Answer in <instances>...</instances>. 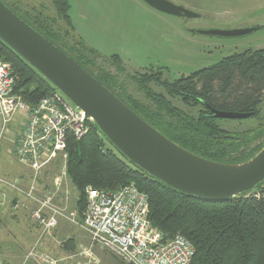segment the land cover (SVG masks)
Segmentation results:
<instances>
[{
    "label": "trees",
    "instance_id": "trees-1",
    "mask_svg": "<svg viewBox=\"0 0 264 264\" xmlns=\"http://www.w3.org/2000/svg\"><path fill=\"white\" fill-rule=\"evenodd\" d=\"M12 12L72 58L102 85L115 94L146 123L184 150L207 160L237 164L253 157L264 141L253 148L248 143L264 136V117L255 131L231 134L221 128L207 108L236 113L260 115L264 94V48L246 50L221 59L188 77L162 80L161 70L127 75L144 94L147 103L135 99L126 90L117 74L125 70L117 55L110 57L115 74L99 67V54L93 49L68 45L51 27L52 19L40 13ZM57 17L68 27L69 4L51 0ZM69 34V33H67ZM0 62L10 64L18 75L15 93L33 105L46 96L52 87L20 57L0 41ZM155 83L168 96L153 91ZM178 100L195 110L191 116L174 106ZM107 144L109 146H107ZM99 132L94 124L79 141L67 144L66 172L78 200L76 208L85 207L84 189H116L134 184L145 193L149 202V221L167 238L179 233L190 241L194 256L190 264H264V182L250 193L224 200L207 201L177 192L144 173L124 158ZM68 240L62 247L72 251L75 244ZM120 264H123L120 262Z\"/></svg>",
    "mask_w": 264,
    "mask_h": 264
},
{
    "label": "rangeland",
    "instance_id": "rangeland-1",
    "mask_svg": "<svg viewBox=\"0 0 264 264\" xmlns=\"http://www.w3.org/2000/svg\"><path fill=\"white\" fill-rule=\"evenodd\" d=\"M3 1L17 14L21 13L14 5L21 12L40 13L41 18L52 19L54 22L50 23L51 27L59 32L65 43L77 47L81 44L96 51L99 54L96 62L103 70L116 75L110 57L119 56L126 71L125 74H117L119 80L124 82L129 94L145 103L147 100L144 94L127 75L161 70L162 80L173 81L212 66L233 54L264 48V0H168L198 14L194 19L160 13L141 0H66L69 4L70 27L57 17L51 0ZM252 27L258 29L241 38H218L191 33V30ZM149 87L168 98L165 91L155 83L149 84ZM169 100L185 113L196 116L195 110L185 107L178 100ZM259 110L260 115L257 118L219 120L217 123L231 134L253 132L264 117V94ZM262 141L264 136L247 146L253 148ZM59 168L60 164L43 175L41 185L45 191L52 187L53 174ZM29 174L13 157L11 145L3 142L0 148V177L12 179L20 175L25 179ZM70 187L71 196L76 198L74 186L71 184ZM72 206L76 207V203L72 202ZM0 211V262L6 253L14 264L16 261L17 264L121 262L110 251L93 242L78 225L59 221L55 229L42 234L29 214L13 213L7 207ZM70 239L75 248L65 251L62 245ZM59 256L67 259H60Z\"/></svg>",
    "mask_w": 264,
    "mask_h": 264
},
{
    "label": "built area",
    "instance_id": "built-area-1",
    "mask_svg": "<svg viewBox=\"0 0 264 264\" xmlns=\"http://www.w3.org/2000/svg\"><path fill=\"white\" fill-rule=\"evenodd\" d=\"M18 79L10 64L0 62V148L8 142L17 163L30 174L25 179L0 177V207L29 214L42 234L59 221L78 225L123 264H190V241L179 233L167 238L152 227L148 197L134 184L113 190L88 186L84 209L72 206L78 198L71 196L66 172L67 144L81 140L93 123L53 88L29 105L15 93ZM59 164L45 191L43 175Z\"/></svg>",
    "mask_w": 264,
    "mask_h": 264
},
{
    "label": "water",
    "instance_id": "water-1",
    "mask_svg": "<svg viewBox=\"0 0 264 264\" xmlns=\"http://www.w3.org/2000/svg\"><path fill=\"white\" fill-rule=\"evenodd\" d=\"M141 1L173 17H198L168 0ZM257 29L191 30V33L241 38ZM0 41L83 112L128 162L171 189L207 201H224L250 193L264 182V146L253 157L237 164L207 160L184 150L146 123L1 0ZM209 109L215 119L241 120L252 114Z\"/></svg>",
    "mask_w": 264,
    "mask_h": 264
},
{
    "label": "crops",
    "instance_id": "crops-1",
    "mask_svg": "<svg viewBox=\"0 0 264 264\" xmlns=\"http://www.w3.org/2000/svg\"><path fill=\"white\" fill-rule=\"evenodd\" d=\"M23 175V174H22ZM21 175V176H22ZM19 177H20V175H19ZM14 178H16V177H14ZM6 207H7V205H6ZM8 208V210L10 211V209H9V207H7ZM1 209H3V208H1L0 207V210ZM3 211V210H2ZM1 212V211H0ZM4 212V211H3ZM66 251V250H65ZM49 256H47V258H48ZM60 257V259H64V260H66L67 258L65 257V256H59ZM0 263H4V264H14L15 262L14 261H12L11 259H10V257H9V255L6 253V255L4 254V257L2 258V262H0ZM18 262L16 261V264H17ZM66 262H64V264H65Z\"/></svg>",
    "mask_w": 264,
    "mask_h": 264
},
{
    "label": "flooded vegetation",
    "instance_id": "flooded-vegetation-1",
    "mask_svg": "<svg viewBox=\"0 0 264 264\" xmlns=\"http://www.w3.org/2000/svg\"><path fill=\"white\" fill-rule=\"evenodd\" d=\"M206 68V67H205ZM202 69H204V68H201V69H199V70H197V71H200V70H202ZM125 70V69H124ZM197 71H195V72H197ZM195 72H193V73H195ZM125 73H126V71H125ZM124 73V74H125ZM193 73H191V74H193ZM191 74H189L188 76H190ZM188 76H186V77H188ZM184 77V76H183ZM207 110L209 111L210 109L209 108H207ZM210 112V111H209Z\"/></svg>",
    "mask_w": 264,
    "mask_h": 264
}]
</instances>
